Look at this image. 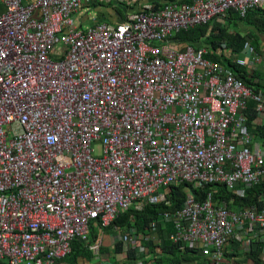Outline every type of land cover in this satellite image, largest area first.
Returning a JSON list of instances; mask_svg holds the SVG:
<instances>
[{
  "label": "built area",
  "instance_id": "built-area-1",
  "mask_svg": "<svg viewBox=\"0 0 264 264\" xmlns=\"http://www.w3.org/2000/svg\"><path fill=\"white\" fill-rule=\"evenodd\" d=\"M93 5L124 6V22L81 26ZM0 6V264H57L76 242L99 254L120 215L168 205L170 187L220 184L242 197L264 180V91L205 58V48L174 39L264 9V0ZM220 49L249 71L264 64L250 40L235 58ZM251 102L259 130L248 126ZM213 194L187 196L144 241L170 225L171 243L210 264H229L230 243L246 252L251 236L264 242V206L214 204ZM124 234V246L136 248L140 236Z\"/></svg>",
  "mask_w": 264,
  "mask_h": 264
},
{
  "label": "trees",
  "instance_id": "trees-1",
  "mask_svg": "<svg viewBox=\"0 0 264 264\" xmlns=\"http://www.w3.org/2000/svg\"><path fill=\"white\" fill-rule=\"evenodd\" d=\"M154 4L178 2L188 3L191 0H151ZM85 19H95L96 22H109L112 24H120L124 22V6L113 7L103 5H93L89 9H85L80 16L81 26H84L82 14L85 13ZM90 14H94L92 17ZM92 21V20H91ZM90 21V22H91ZM90 23H88L89 25ZM247 32H243V30ZM264 37V9H253L248 12L245 17H241L237 13H230L226 18L224 25L220 26L216 23H208L196 26L186 31L179 32L174 39L178 42L191 45L195 49L205 48L207 53L205 58L221 63L236 78L242 80L246 86L255 88V90L264 91V75L259 71H249L246 67L237 65L232 58H226L222 52L221 44H225L226 49L233 58L240 55L242 45L246 40H250L257 54L264 56V45L262 42ZM248 126L259 130V126L254 125L256 112L254 103L248 104ZM262 130V131H261ZM262 137H264V126L260 127ZM213 194L214 204L219 201H228L234 198V205L241 207L255 206L262 209L264 206V180L256 185L245 189L242 197L229 193L223 185L216 184L213 186H204L194 189L188 184H182L177 187H170L166 196L168 205L160 204L156 206H145L141 212L128 210L120 215L114 222L113 226L106 229V232H129L135 231L140 236L139 244L136 248L126 247L122 242H117L114 246V255L122 254L124 247L128 260L133 264H210L206 259L199 257L198 252L185 249L180 251L179 246L168 240V234L171 231L170 225L164 226L157 234L155 242L146 243V236H152L150 224L158 222L161 215L165 213H174L182 208V204L187 196H192L196 201H203L207 194ZM92 242L96 240L94 228H92ZM249 248L246 252H238L239 245L236 246L235 254L241 259L235 264H245V261H251L253 264H264L263 252L264 242L260 238L250 237ZM141 249V250H140ZM140 250V251H139ZM102 251V250H101ZM107 250H104L106 252ZM73 257L66 261H78L79 258L92 260L93 253L83 243L76 242L73 246ZM238 253V254H237ZM71 256V257H72ZM230 255L224 252L225 261L228 263Z\"/></svg>",
  "mask_w": 264,
  "mask_h": 264
},
{
  "label": "crops",
  "instance_id": "crops-1",
  "mask_svg": "<svg viewBox=\"0 0 264 264\" xmlns=\"http://www.w3.org/2000/svg\"><path fill=\"white\" fill-rule=\"evenodd\" d=\"M140 2H146L147 0H139ZM4 12V9L0 6V13ZM78 20L80 21V17L78 18ZM212 23H215V22H212ZM83 24V23H82ZM217 24V23H216ZM86 26V25H85ZM262 42H263V45H264V37H262ZM264 51V50H263ZM264 53V52H263ZM263 74V73H262ZM264 75V74H263ZM114 233L116 234H123L125 235L123 232H119V231H114ZM92 240V239H91ZM118 242H121L120 241V237H119V241ZM93 243V242H91ZM236 246H237V243L233 242L230 243L226 248H225V251L226 253L229 255H234L235 254V249H236ZM85 247H87L89 249L88 246L85 245ZM113 248V247H112ZM102 250V251H101ZM100 250V253L99 254H96L97 255V258L99 259L98 262L99 264H133L131 263L130 260H128L127 258V254H126V248L124 247V251L122 254H118V255H114V252H104V250H106L103 246ZM114 250V248H113ZM240 252V251H238ZM68 259H75L73 256L72 257H69L63 261H59L57 264H96V262H94V260H89V259H86V258H79L78 261H66ZM228 262L229 264H235V262L239 261L240 260V257L234 255V257H231V258H228ZM263 260H264V252H263ZM246 264H253L251 261H245Z\"/></svg>",
  "mask_w": 264,
  "mask_h": 264
},
{
  "label": "rangeland",
  "instance_id": "rangeland-1",
  "mask_svg": "<svg viewBox=\"0 0 264 264\" xmlns=\"http://www.w3.org/2000/svg\"><path fill=\"white\" fill-rule=\"evenodd\" d=\"M85 15H86V11L85 13L82 14V18L85 19ZM94 14H90V16L92 17ZM91 20H95V19H90V18H86L83 22L85 23L84 25H88V23H90L89 25L94 24ZM91 21V22H90ZM78 22L80 23V21L78 20ZM243 32H247V30H243ZM260 56V55H259ZM254 70L259 71L260 73L264 74V64L263 63H259V65L254 66L253 67ZM103 247L110 253L113 251V248L115 246V244L119 241V237L121 234H116L113 232H103ZM91 239H92V234H91ZM113 247V248H112ZM242 252V251H240ZM238 254V253H237ZM92 260H94V262H96V264H99L98 262V258L97 255L93 254ZM241 259V258H240Z\"/></svg>",
  "mask_w": 264,
  "mask_h": 264
}]
</instances>
